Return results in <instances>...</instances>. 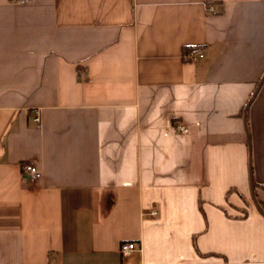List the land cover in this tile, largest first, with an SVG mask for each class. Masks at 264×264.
Segmentation results:
<instances>
[{
  "label": "crops",
  "instance_id": "1",
  "mask_svg": "<svg viewBox=\"0 0 264 264\" xmlns=\"http://www.w3.org/2000/svg\"><path fill=\"white\" fill-rule=\"evenodd\" d=\"M263 75L264 0H0V264H264Z\"/></svg>",
  "mask_w": 264,
  "mask_h": 264
},
{
  "label": "built area",
  "instance_id": "2",
  "mask_svg": "<svg viewBox=\"0 0 264 264\" xmlns=\"http://www.w3.org/2000/svg\"><path fill=\"white\" fill-rule=\"evenodd\" d=\"M16 1L18 3L24 4V3H26L27 0H16ZM210 9L214 14L217 13L216 9H214L213 7H210ZM204 56H205L204 52H202V50L200 48H196V47H193L192 49H190V51H188L185 54L186 60L191 61V62L196 61L200 58H204ZM35 114H36V116H35L34 121L40 122L41 121L40 114L37 113V111ZM175 130L177 132H182V133H189V131H190L189 127L185 124H182V123L175 124ZM23 167H24V174L33 181L37 180L42 174V171L39 170L38 166H36L33 163H28V162L24 163ZM158 213H159V211L154 210V212H152V215L154 216V215H157ZM137 248H138L137 243L126 242L125 244H122V246L120 248V253L126 257V256H129Z\"/></svg>",
  "mask_w": 264,
  "mask_h": 264
},
{
  "label": "water",
  "instance_id": "3",
  "mask_svg": "<svg viewBox=\"0 0 264 264\" xmlns=\"http://www.w3.org/2000/svg\"><path fill=\"white\" fill-rule=\"evenodd\" d=\"M261 79L262 80L258 84L256 90L252 93L253 95H252L250 101L247 103V105L245 107L246 110H245V115H244V122L246 123V132H247L248 143H249V151H250L249 166H250L251 194H253V198H254V201H255V204H256L257 208L264 215V208L262 207L260 201L258 200L256 191H255L256 186H255L254 172H253V166H252L251 137H250V134H249V127H248V123H247V115H248L249 106L251 105L253 100L256 98V96L258 95L257 94L258 91L260 90V88L264 84V75H263V77Z\"/></svg>",
  "mask_w": 264,
  "mask_h": 264
},
{
  "label": "trees",
  "instance_id": "4",
  "mask_svg": "<svg viewBox=\"0 0 264 264\" xmlns=\"http://www.w3.org/2000/svg\"><path fill=\"white\" fill-rule=\"evenodd\" d=\"M188 51H190V49H186V50H185V53H187Z\"/></svg>",
  "mask_w": 264,
  "mask_h": 264
}]
</instances>
